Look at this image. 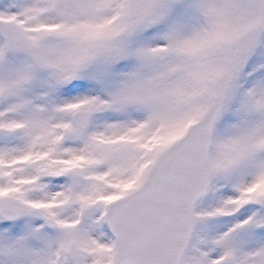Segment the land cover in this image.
<instances>
[{"label":"snow or ice","instance_id":"6c2138e0","mask_svg":"<svg viewBox=\"0 0 264 264\" xmlns=\"http://www.w3.org/2000/svg\"><path fill=\"white\" fill-rule=\"evenodd\" d=\"M0 264H264V0H0Z\"/></svg>","mask_w":264,"mask_h":264}]
</instances>
